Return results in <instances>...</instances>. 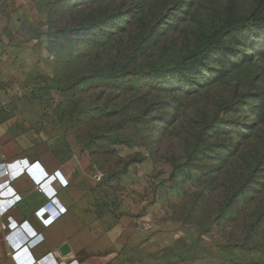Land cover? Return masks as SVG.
Here are the masks:
<instances>
[{
    "label": "rangeland",
    "instance_id": "obj_1",
    "mask_svg": "<svg viewBox=\"0 0 264 264\" xmlns=\"http://www.w3.org/2000/svg\"><path fill=\"white\" fill-rule=\"evenodd\" d=\"M253 12L264 0H0V81L32 130L89 147L130 262L264 264V44L243 31L157 70Z\"/></svg>",
    "mask_w": 264,
    "mask_h": 264
},
{
    "label": "crops",
    "instance_id": "obj_2",
    "mask_svg": "<svg viewBox=\"0 0 264 264\" xmlns=\"http://www.w3.org/2000/svg\"><path fill=\"white\" fill-rule=\"evenodd\" d=\"M9 94L0 81V264H141L121 217L96 207L91 151L73 129L32 130Z\"/></svg>",
    "mask_w": 264,
    "mask_h": 264
},
{
    "label": "trees",
    "instance_id": "obj_3",
    "mask_svg": "<svg viewBox=\"0 0 264 264\" xmlns=\"http://www.w3.org/2000/svg\"><path fill=\"white\" fill-rule=\"evenodd\" d=\"M243 31H246L247 40L250 41L252 45H255L254 51H257L259 49V45L264 44V12H253L247 17L231 21L220 28L210 29L207 32L205 39L195 48V50L190 55L177 60L171 66L159 67L157 70L168 71L170 68L178 70L180 72H183L185 68L194 70L198 68V66L203 65L205 63V59L210 56L214 50L222 49L223 52H228L231 46V42L228 41V36H234L237 33ZM144 73L145 72L143 70H135L132 72V74L136 76H140ZM96 77L114 78L118 77V75H106L100 73V75H96ZM255 98L256 104L260 101H264V92L256 94ZM240 101L247 102V98H242L240 99ZM260 106L261 103L259 104V107ZM261 115L263 116V121H261L264 122V108L261 112ZM72 127L71 129H73V131L77 134L82 145L86 149L91 151L89 147L84 144L83 140L80 139V135L77 133V131ZM122 142L124 141H120V143ZM91 155L93 157L92 153Z\"/></svg>",
    "mask_w": 264,
    "mask_h": 264
},
{
    "label": "built area",
    "instance_id": "obj_4",
    "mask_svg": "<svg viewBox=\"0 0 264 264\" xmlns=\"http://www.w3.org/2000/svg\"><path fill=\"white\" fill-rule=\"evenodd\" d=\"M36 167H32V168H30V173L31 174H33V170L35 169ZM34 175V174H33ZM39 177H37V176H34L33 177V179H35V180H37ZM40 191H44L43 190V188L42 187H39L38 188ZM56 191H57V189H56ZM61 215V211H55L54 213H47V216H46V218H48L47 219V222L49 223L50 221H52V220H54V219H56L57 217H59ZM36 260H37V258L36 257H34L33 255L31 256V259L28 261V262H26V263H20V264H34L35 262H36Z\"/></svg>",
    "mask_w": 264,
    "mask_h": 264
},
{
    "label": "water",
    "instance_id": "obj_5",
    "mask_svg": "<svg viewBox=\"0 0 264 264\" xmlns=\"http://www.w3.org/2000/svg\"><path fill=\"white\" fill-rule=\"evenodd\" d=\"M67 248H68V245H64V246L62 247L63 251H66Z\"/></svg>",
    "mask_w": 264,
    "mask_h": 264
}]
</instances>
